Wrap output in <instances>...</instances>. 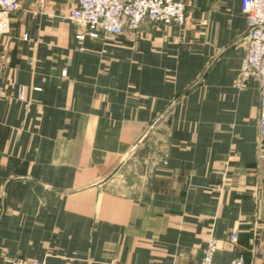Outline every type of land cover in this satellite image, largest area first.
<instances>
[{
    "label": "crops",
    "instance_id": "0c3cea01",
    "mask_svg": "<svg viewBox=\"0 0 264 264\" xmlns=\"http://www.w3.org/2000/svg\"><path fill=\"white\" fill-rule=\"evenodd\" d=\"M76 35V0H19L0 35V264H264L260 87L241 0ZM237 231L235 243L228 234Z\"/></svg>",
    "mask_w": 264,
    "mask_h": 264
},
{
    "label": "built area",
    "instance_id": "2783aa9c",
    "mask_svg": "<svg viewBox=\"0 0 264 264\" xmlns=\"http://www.w3.org/2000/svg\"><path fill=\"white\" fill-rule=\"evenodd\" d=\"M18 9L19 0H0V35L8 31L11 14ZM241 11L246 16L250 34L237 86L243 84L248 74L253 75L259 83V135L264 146V0H241ZM67 17L74 24L86 29L85 33L76 35L77 39H83L85 35L98 38L99 34H103L107 40H113L126 30L135 31L144 21L168 26L181 24L186 20L185 3L182 0H76ZM237 237V231L227 236L231 243H235ZM216 249L217 240L210 238L203 249V256L193 264H218L213 260ZM5 264L45 263L19 257ZM228 264H245L243 255L235 254Z\"/></svg>",
    "mask_w": 264,
    "mask_h": 264
},
{
    "label": "water",
    "instance_id": "95a60500",
    "mask_svg": "<svg viewBox=\"0 0 264 264\" xmlns=\"http://www.w3.org/2000/svg\"><path fill=\"white\" fill-rule=\"evenodd\" d=\"M249 34H250V31H248V32H247V35H246V36L248 37V36H249Z\"/></svg>",
    "mask_w": 264,
    "mask_h": 264
}]
</instances>
